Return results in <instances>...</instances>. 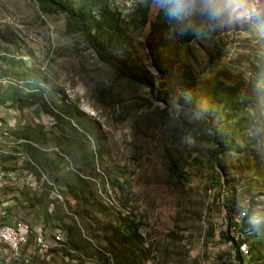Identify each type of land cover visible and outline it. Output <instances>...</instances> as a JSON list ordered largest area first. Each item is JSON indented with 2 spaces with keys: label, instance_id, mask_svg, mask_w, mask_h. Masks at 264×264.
<instances>
[{
  "label": "rangeland",
  "instance_id": "374dc122",
  "mask_svg": "<svg viewBox=\"0 0 264 264\" xmlns=\"http://www.w3.org/2000/svg\"><path fill=\"white\" fill-rule=\"evenodd\" d=\"M0 29V170L49 185L38 213L86 264H264V0H0Z\"/></svg>",
  "mask_w": 264,
  "mask_h": 264
},
{
  "label": "crops",
  "instance_id": "0c3cea01",
  "mask_svg": "<svg viewBox=\"0 0 264 264\" xmlns=\"http://www.w3.org/2000/svg\"><path fill=\"white\" fill-rule=\"evenodd\" d=\"M16 112H17V110H16ZM24 112H25V110H24ZM15 117H16V115H14L15 121H12V122L9 121L10 123H8V124L13 125L14 128L18 127V131H20V128L22 129L23 126H26V123H25V121H23L21 119L18 121L17 117H16V119H15ZM34 118L36 119L37 115H35ZM47 121H49V120H47ZM47 121L44 122V124H45V126H48L49 128H51V131H52L51 126L53 124L47 123ZM18 122L21 123L22 126ZM2 124L7 125V123H0V125H2ZM35 153H37V152H35ZM35 153H34V155H36ZM35 178L37 180V177H35ZM39 184H43V182H41ZM18 189H20L22 191L21 201H20L21 206L19 208L15 209L18 212V217H26V218H23V220H27L28 222H30L34 225L33 227L35 229V232L33 233L32 238L38 246H39V242H38L39 238L41 240H44L46 242V244H48L50 246V248L48 250H46L47 252H45L43 255H39V256L29 255L28 256V258H30V260H28L29 264H60V262L73 263V264H86L87 263L86 262V260H87L86 254L82 250H79L78 248H76L75 246H73L71 244V238L68 236V233L66 231L61 230V229L49 228L46 225V221H45L44 217L42 215H39L38 211H40V205L37 203L38 202L37 198L41 195L40 188L37 189V187H35L33 189H28L26 184H25V187H19L18 186ZM44 208L45 207H41V210ZM34 215H37V217L33 218ZM49 232L63 233V234L62 235H60V234L50 235V240H48V238H46V236H47V233H49ZM63 241L66 242L73 249L83 253L85 255V258L80 257L79 254L72 255V254H69L68 252H61V250H59V249H61L62 247H65L64 243H61ZM57 243H58V245H56ZM14 262H15V260H14ZM15 264H16V262H15ZM22 264H23V262H22Z\"/></svg>",
  "mask_w": 264,
  "mask_h": 264
},
{
  "label": "built area",
  "instance_id": "2783aa9c",
  "mask_svg": "<svg viewBox=\"0 0 264 264\" xmlns=\"http://www.w3.org/2000/svg\"><path fill=\"white\" fill-rule=\"evenodd\" d=\"M67 87H69V92H71L73 95H81L82 104H84V90L81 87V83H72V81L69 79V82H67ZM84 105L87 107L88 111L92 113V109L88 106V104ZM102 126L106 131H109V128L106 126V124H102ZM2 182H15L16 186H24V183H32L35 187L46 185L34 183L32 181V176H26L24 172H21V170H16L15 167H7L4 171L0 172V198H3L4 202H8L9 197L15 196H10V191L2 190ZM36 216L37 215H34L33 218ZM23 218L26 217H18L17 211L11 212L9 215H7V223L4 226H0V239H6L7 243L12 244V252L3 253L4 262H0V264H14L13 254H22L23 264H25V260H28L29 255H37L38 253L46 251L45 249L39 247L32 240L31 229L23 225ZM51 233L52 232L47 233L46 238H50ZM60 264L73 263L60 262Z\"/></svg>",
  "mask_w": 264,
  "mask_h": 264
},
{
  "label": "trees",
  "instance_id": "16d2710c",
  "mask_svg": "<svg viewBox=\"0 0 264 264\" xmlns=\"http://www.w3.org/2000/svg\"><path fill=\"white\" fill-rule=\"evenodd\" d=\"M43 1H51V0H43ZM62 10H64V11H66L68 14H70L71 16H72V19H73V21H74V24H75V27L77 28V29H79V30H81L82 32H83V34H84V36H85V38L87 39V41L90 43V45L93 47V49L96 51V53L98 54V56L100 57V59H102L104 62H106V63H108V64H110V65H112V66H114V67H116V68H120L119 67V65L115 62V61H112L111 59H109V58H107L104 54H103V52L100 50V48H99V46L97 45V43H96V41H95V39H94V37H93V35L91 34V32H90V30H91V25L90 26H84V20H83V18H82V16L81 15H79V14H71V12H69L68 10H66L64 7H62ZM3 32V33H2ZM4 34V31H2L1 29H0V36H4L5 37V39H7V40H9L10 39V37H7V36H5V35H3ZM159 67H161L160 65H159ZM125 75H127V76H129V77H133L134 78V76L130 73V72H126V71H123V70H121ZM39 89H40V87H39ZM41 90V93H43V89H40ZM59 92H61V91H59V90H57V94H60ZM65 92V91H64ZM65 95V94H64ZM65 97H66V95H65ZM2 126H4V125H2ZM238 129H241V125L237 122L236 123V125H234L227 133H226V135L223 137V139L221 140V145H220V148L222 149L223 147H224V142L226 141V139H228V138H231V139H235V138H237V136H238V132H237V130ZM251 204L249 205V208L247 209V213H249L250 211H251ZM246 216V215H245ZM243 218H245V217H243ZM243 218H241L242 220H243ZM224 238L225 239H228V240H232V237H230L229 235H225L224 236ZM245 241V240H244ZM243 243H246V241L245 242H243ZM235 247H236V252L238 253V251H240V245H239V247H237V245H235ZM239 254V253H238ZM239 259H240V255H239ZM241 264V263H240Z\"/></svg>",
  "mask_w": 264,
  "mask_h": 264
},
{
  "label": "bare ground",
  "instance_id": "6f19581e",
  "mask_svg": "<svg viewBox=\"0 0 264 264\" xmlns=\"http://www.w3.org/2000/svg\"><path fill=\"white\" fill-rule=\"evenodd\" d=\"M81 87H82V85H81ZM83 94H84V91H83ZM65 95H66V101L67 102H72L73 100H74V98H76L77 96H81V95H73L71 92H69V87H67V85H66V87H65ZM71 104V103H70ZM84 104H86L85 102H84ZM83 104V106H82V108H81V111L82 112H84L85 114H88L89 116H91V117H96L97 115H96V113H95V111H94V108L92 107V105L91 104H88V106L92 109V113L91 112H89L88 111V109H87V107L85 106ZM10 122H12V121H10ZM21 125V124H20ZM19 156V155H18ZM0 172H2V171H0ZM25 174V173H24ZM32 181H33V177H32ZM3 183H11V182H2V190H3ZM25 184H32V183H24V186H19V187H25ZM44 186H48V185H43V186H40V187H37V189H39V188H41V187H44ZM10 196H11V192H10ZM10 198H17V197H10ZM0 199H3V198H0ZM6 203H9V201L8 202H6ZM37 217V216H36ZM35 217V218H36ZM5 218H4V216H2L1 214H0V222L1 221H3ZM5 224H3V225H0V226H4ZM23 225H25V226H27L29 229H31V237H32V234L34 233L33 232V227H32V225H30V224H28V223H23ZM53 234H60V235H62V233H51L50 235H53ZM32 240H33V238H32ZM48 240H50V238H48ZM34 241V240H33ZM35 242V241H34ZM38 242H39V246L42 248V249H45V250H48L49 248H50V246L48 245V244H46V242L44 241V240H41L40 238L38 239ZM0 246H6L7 247V249L10 251V252H12V244H10V243H7V240L6 239H0ZM249 248H248V246L247 245H243L242 247H241V252L243 253V254H249ZM45 252H47V251H43V252H41V253H38L37 255H34V256H39V255H43ZM13 256H14V260H16V261H20L21 262V264H22V261H23V259H22V254H13ZM28 260H30V258H28ZM28 260H25V264H29V262H28ZM15 264V263H14Z\"/></svg>",
  "mask_w": 264,
  "mask_h": 264
}]
</instances>
